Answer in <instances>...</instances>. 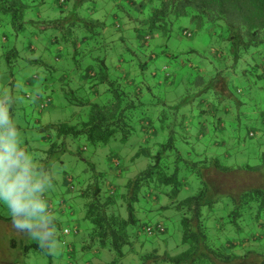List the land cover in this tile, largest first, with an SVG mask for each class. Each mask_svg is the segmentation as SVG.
<instances>
[{"label": "trees", "instance_id": "1", "mask_svg": "<svg viewBox=\"0 0 264 264\" xmlns=\"http://www.w3.org/2000/svg\"><path fill=\"white\" fill-rule=\"evenodd\" d=\"M0 17L19 20L6 25L16 40L18 31L29 39L27 25L45 17L50 45L24 50H51L32 63L47 66L55 88L82 112L74 123L39 121L51 133L37 162L54 165L48 197L62 212L57 229L66 217L90 222L82 250L114 255L101 264H257L253 256L264 264V0H0ZM196 32L211 38L208 52L170 46ZM17 45L9 47L15 60ZM20 98L14 111L26 109L23 99L37 100ZM35 106L41 116L44 106ZM131 137L138 149L129 164L99 151ZM80 139L108 168L83 158L87 145L72 151ZM71 157L74 167L87 164L83 173L65 169ZM58 185L73 192L54 201ZM142 209L152 216L146 223ZM163 219L173 221L178 242ZM0 223L11 226L10 217ZM20 241L10 245L16 256L41 251ZM2 252L0 264L15 263Z\"/></svg>", "mask_w": 264, "mask_h": 264}, {"label": "rangeland", "instance_id": "2", "mask_svg": "<svg viewBox=\"0 0 264 264\" xmlns=\"http://www.w3.org/2000/svg\"><path fill=\"white\" fill-rule=\"evenodd\" d=\"M49 1L51 0H48V2ZM52 13L53 11L48 10L47 15L52 17ZM14 17L8 19H3L0 17V92H4L5 90L9 93L14 92L18 97L28 94L31 96L32 102L33 100L35 102L37 99L36 103L34 104H37L38 108H41L42 105L44 106L42 107L43 111L42 115L40 116L39 109L35 108L36 106L33 103H30L29 105V102L23 99L26 109H22L18 106L14 111V118L23 140V146L32 151V154L35 153L33 155L38 161L43 159V150H45L51 144L50 140H42L44 136L49 137L51 133L47 130L41 131L40 128L42 127V124H40L39 121L41 120L43 124L48 122L53 124L64 122L74 123L75 119H78L77 116L82 112L79 107L68 103L66 95L59 91V89L55 88L53 82L55 75L53 77V74L50 72L47 66L39 62L32 63V61L40 60L41 58L48 59V56L53 55L51 50H47L46 48L41 49V47L38 48L36 52H30V50L27 49L24 50L25 43L31 44L32 48H35L36 45L39 46L42 42L50 45L49 38L51 37L52 33L51 31H43L44 26L42 24L45 17H40V19L34 17L33 20L35 22L27 25L25 31L26 36L28 35L29 31H33V35L27 39L23 37V34L20 31H18V40H16V36L12 34L11 28H7L6 26L9 23V20H13L14 25L18 27L19 20H14ZM53 18L54 17H52V19ZM183 23H185V27H191L189 20H185ZM15 43H18L17 48L19 52V48L22 50L20 52L21 56L17 58V60H15L16 55H13L9 52V47ZM210 44L211 38L205 32H196L194 38L191 40L177 41L176 39H172L170 46L173 49L183 51L188 50L189 48H194L203 54L209 51ZM6 58H13L14 60L12 63H8ZM14 80L16 82L15 85L13 83ZM38 93H40V97H37ZM85 146L87 148L82 152L83 158H94L93 162L96 163L98 167L101 169L108 168V159L102 157L100 153L95 155L94 152L96 151L97 147L91 144L89 145L84 139L76 141L73 144V148L71 149L73 152H78L79 149L84 148ZM102 149H104V151H102ZM137 149L138 147L136 146L135 139L134 137H131V140L128 144H121L119 141H112L110 145H108L106 148H101L99 151H102L103 154H109L111 151H113L114 153H112V155L123 156L124 159H126V164H129L128 158H130V156L134 154ZM128 155L130 156L127 157ZM123 157L120 159L123 160ZM72 159L73 157L70 159L67 158L65 169L73 172V169L75 168L76 170H79L83 173L84 168L87 167V164L80 162V164H77L74 167V165L72 166L73 163H71ZM144 162H146V165L143 169H146L148 162L145 160ZM198 187L199 184L197 182L188 194L185 193V197L194 195ZM71 192L73 191L67 190L66 188H62L58 185L54 188L52 196L54 201H56L57 197L60 199L66 195H70ZM0 207L3 208L0 209V215L8 217L7 210L3 206ZM58 213L62 212L56 210V217ZM166 216H171V213L166 212ZM139 218H141L142 222L146 223L152 219V216L151 213H147L144 209H142L140 210ZM70 221L71 219H67V217L65 219L59 220L60 229H57V233L61 244L55 255H51V257H49L43 251H31L29 254L22 253L21 257L16 256V258H20L19 260L21 261V264H23L24 258H27V264H84L86 261H91L90 264H101L102 261L104 262V260H112L114 255L110 252H107L104 255L103 253L95 254V252H90L88 248L87 251H83L82 249L84 248V244L89 238V228L91 229L92 227L91 223L88 221ZM163 221L164 225L169 229L171 235H175L171 238V241H173V243L175 241L178 242L181 239V235L178 231L176 232L173 221L166 219H163ZM10 227L11 226L8 225V223L5 226L3 223H0V236L9 233L11 231ZM76 229L79 230L77 235L75 233ZM65 230H71L72 234L66 235ZM21 238L24 240L20 241ZM15 240L20 241V244L23 243V248L25 245L35 243L28 241L24 236L18 235L11 239L9 246L11 245L12 241ZM67 243H71V246H74V251L73 247L67 246ZM2 251L6 250L0 249V255L3 254ZM136 261L135 259H132L131 261L127 259L124 260V264H134ZM253 261L258 264L261 262V257L253 256ZM3 262H1V264H4Z\"/></svg>", "mask_w": 264, "mask_h": 264}, {"label": "clouds", "instance_id": "3", "mask_svg": "<svg viewBox=\"0 0 264 264\" xmlns=\"http://www.w3.org/2000/svg\"><path fill=\"white\" fill-rule=\"evenodd\" d=\"M20 101L14 92H0V206L7 210L12 229L0 236V249H5L15 264L21 261L9 246L14 236L35 242L48 255H55L61 244L54 203L48 197L54 186V165L39 164L23 146L14 118V108ZM23 264H27V258Z\"/></svg>", "mask_w": 264, "mask_h": 264}, {"label": "built area", "instance_id": "4", "mask_svg": "<svg viewBox=\"0 0 264 264\" xmlns=\"http://www.w3.org/2000/svg\"><path fill=\"white\" fill-rule=\"evenodd\" d=\"M69 233H70V230H66V231H65V234H69Z\"/></svg>", "mask_w": 264, "mask_h": 264}]
</instances>
